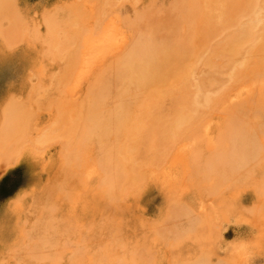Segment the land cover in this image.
I'll return each instance as SVG.
<instances>
[{"label": "bare ground", "instance_id": "obj_1", "mask_svg": "<svg viewBox=\"0 0 264 264\" xmlns=\"http://www.w3.org/2000/svg\"><path fill=\"white\" fill-rule=\"evenodd\" d=\"M156 1L146 0L144 12L134 19L139 20L128 24L134 35L123 46L120 42V53L108 61L117 44H113L118 40L116 32L105 25L102 33L108 37L100 36L97 28L102 31L104 27L100 24L102 28L93 29L97 35L84 29H88L86 36L80 29L90 16L87 12V17L80 15L85 2L82 7L75 0L55 8L44 19L45 36L33 33L27 71L17 70L21 81L31 87L27 98L38 107L57 108L59 121L55 118L54 122L72 128L73 139H78L77 151L70 152L77 153L76 167L66 164L69 154L61 156V165L69 173L63 176L62 171L61 181L74 183V176L71 182L66 179L73 175L68 165L76 168L72 172L78 183L91 186L82 212L85 218H94L103 239L94 243L97 249L89 263L70 264H239L238 255L241 258L248 249L238 254L236 243L238 247L227 250V258L216 259L214 241L221 237L223 221L226 224L225 220L233 218L239 223L245 215L252 218L258 234L252 245L260 246L264 239V0H173L167 6ZM11 2L0 0V81L5 85L16 81V70L6 61L11 55L5 51L12 43L19 45L16 37L24 33L20 26L15 31L21 14ZM15 15L19 20L13 22ZM5 20L9 29L3 32ZM221 34L225 35L222 41L216 39H222ZM95 35L102 40L96 42ZM12 36L18 42L15 46ZM101 50L105 58L100 57ZM92 62L100 67L91 70ZM66 90L76 97L74 102L67 99ZM10 104L0 113L1 165L17 155L37 161V154L23 152L21 143L29 136L23 133L26 121L30 125L35 115L27 113L32 106L21 112L17 104L15 111L7 108ZM59 124L55 128L64 131ZM21 126L22 134L18 132ZM7 142L12 146L5 149L10 146ZM61 181L57 184L62 185ZM61 185L50 192L63 190ZM51 186L46 185L42 193H50ZM128 208L136 209L150 240L145 237L129 245L122 239L119 225L123 219L120 224L117 220ZM146 212L151 219H145ZM206 231L209 234L203 236ZM211 235L215 240L209 243ZM188 240L197 245L194 257L186 247ZM175 246H180L176 261L170 256ZM242 257L240 264H246L248 258Z\"/></svg>", "mask_w": 264, "mask_h": 264}, {"label": "rangeland", "instance_id": "obj_2", "mask_svg": "<svg viewBox=\"0 0 264 264\" xmlns=\"http://www.w3.org/2000/svg\"><path fill=\"white\" fill-rule=\"evenodd\" d=\"M11 1L14 2V0H11ZM74 1L75 0H15L16 6H14L15 2L10 3L11 5L14 4L13 6L11 5L10 6L15 11L17 10L16 11L17 13L21 14V15L18 14L20 15L19 17L20 20H19L17 17L18 15L15 13L17 16L15 15L13 22L19 20L18 22H16V24L17 23L20 24L16 26L17 30L15 31H18V28L20 26L23 30L20 28L21 30L19 31H21V33L23 32L24 33L23 35L19 34V36L20 37L22 36L23 38L22 39L19 37L22 41H20L19 38L16 37L18 42H21L19 45L17 44L18 42L14 39L15 37H13L15 34H13L12 36L13 42L14 40L16 41L14 42L15 43L14 46L16 44L17 45L16 47H13L12 46L13 43H12L9 51H5L6 55H11V56L6 57V61L7 63L11 64L12 68L16 70L15 71L16 81L14 84H10V85H5L3 84L2 81H0V113L3 112L2 109L5 108L10 102H12V104H10V106L7 108H12L13 110L14 108L15 109L18 108L17 111H19L20 109L26 110L28 107L32 106L28 109L29 111L27 110L28 112L26 111L27 113L32 112L31 116L33 113H35V115L32 118L29 117L31 118L30 125H29V121H26V123H28L30 127L26 124L28 127L25 125L24 133H23V128H22L24 126H21L22 129L20 128L21 130L18 129L19 131L18 130L17 131L19 133L21 132L20 134L23 133V136H27L26 134H29V136L26 137L28 139L24 138L25 140H23V142L21 140L22 147L24 148L23 152L25 150L26 152H31L30 150H32L35 154H37V161L33 160L32 156L17 155V158L14 160H12L13 158L8 159L7 157V160L9 161L4 160L6 164L2 162L4 163L2 166L1 160H0V165H1L0 166L1 168L0 169V264H70L72 261H74L72 263H76L78 261H82V262L85 261L86 263H89L93 259V256L95 254L94 252L97 249L96 248L97 244L95 245L94 243L95 242L98 243L99 239L100 240L103 239V238H100V237H103V234L101 233V231L98 230L94 226V218H92V216L85 218L84 213L82 212L83 201H85L84 198L86 196V192L88 188L90 190L91 186L90 185L84 186V184L82 186V184L78 183L77 179L75 180V178L77 177L74 175V173H76L75 171L76 168H74V166L77 165L75 163L77 161V155H76L77 153L73 152L70 154V152L75 151V149L77 151L78 139L77 138L76 140L73 139L72 134H74V132H72L73 130L71 131L72 128L69 129V126L68 128L67 127L65 128V126L63 128L62 127L63 125L61 124V122H59L60 124L59 123L58 124L61 125L62 129H65V130L64 131L61 129L60 131L58 130L60 127L57 126L58 125L57 122L59 121L57 120L59 119V117L57 116L56 118L57 108L53 106L48 107L45 105L38 107L37 105L33 104L27 98V95L31 90V87L29 86V82L28 81L22 82L21 78L18 77L17 75L18 69H21L22 71H27V61L32 54V51L29 48V42L32 40L33 33H38L39 36H45L46 31H47V26H46V23H44L45 22L44 19H46L49 16V13L55 8L69 6L73 4ZM82 1L83 0H79V1L76 0L79 7L83 5V3L85 2V1L83 2ZM87 1L88 2H85V4L83 5V6L86 5L84 9L85 8L87 9L84 10L83 7L81 6L82 7L81 10H83L82 13L84 14L80 13V15H85L87 17L86 14L89 13L91 17L93 16L92 17L93 19H91L90 16H88L89 18L85 17L86 19H84L85 21L84 25L86 27H84L83 25V28H80V29L84 30L88 27V29H90L89 31L91 30L93 31V29L95 27L97 28V26L102 28V26L105 27L106 25L108 29L110 28V30H112L113 32H116V34L118 35L117 36L118 40L113 41L114 42L113 44L117 43L118 45L116 44V46L118 48L113 45L114 49L110 50L111 56H110V53H109V56L107 57L105 55V52L107 49H108L107 51L109 52V47L105 48L106 50L104 49L105 52H102L103 50H101L100 51L101 56L99 55L100 57L103 56V58L106 57L107 61L111 60L112 58H115L118 53H120L118 52V50L120 51L121 49V47H119L120 44L121 46H123L124 44L122 45V42H126L129 38H131L134 35V32L130 28L131 20H132V24L139 20L138 19L135 21L134 19H137L138 18L137 16L142 15V13L144 12L143 9H145L146 0H141V1L140 0H110L111 3L110 1L107 2L106 0L105 2L107 3L105 5H104L105 2L102 3L103 0H99V1L97 0L95 1V3L98 2L97 6L93 2L94 0L93 1L87 0ZM89 1H92L94 4H92ZM157 2H160L161 4L163 3L162 6H167L169 5V3H172L173 0H157L156 5H157ZM101 3L103 6L101 5ZM107 4H109L110 6L108 5L107 7L106 6ZM98 7H103V9L99 8L104 11L103 14L101 13L102 10H99ZM89 8L91 10L90 12H89ZM156 9L157 8H154V12H156ZM90 13H92L93 15ZM126 15L129 16L128 17L129 20L127 17H125ZM10 19H13V18H10ZM10 19H8V21ZM88 19L90 20L89 23H88ZM6 20L3 24L4 28L2 27L3 32H6L9 29V28L6 29V27L9 24V22L10 24L12 22L11 20L9 22ZM92 20L96 22V25L94 24V21ZM81 21L83 20L81 19ZM98 22H99V25L102 24V26L97 25ZM128 24L130 25L128 26ZM104 27L102 31H100L101 30L100 28H97L98 30L100 29L99 31L97 30L100 36L102 32L103 33L106 32L104 30L106 29V27L105 28ZM3 29H5V31ZM84 31H85V34L88 33L86 30ZM84 31L80 32L82 36H84L83 35ZM93 32L94 34L96 33V31H93ZM103 33H102V36H103ZM105 34L104 36H106ZM100 36L98 37L96 36V39H95L96 42L100 41L98 40V39H101ZM113 36L111 35V37L109 38H112ZM107 37L108 36H106V38ZM217 37L218 38L216 39L222 41L225 38V35L221 34V37H223L222 39H219L220 38L219 36ZM113 46L111 48H113ZM115 48H117V50ZM8 57L10 58L7 59ZM0 66H1V61H0ZM91 67H93L91 70L97 69L98 67H100V64L98 66L95 65ZM66 92H67L66 93L67 99L71 97L69 100H73L74 102V99H76V97L75 98L72 97L71 94L68 92V90H66ZM16 100H18L19 103L16 102ZM13 102H15L18 105L17 107V105L15 104L17 108L14 107L15 105H13L14 104ZM23 104L24 106H22ZM31 108H32V111H30ZM24 110L23 111L20 110V111L24 112ZM29 114L27 115L29 116ZM1 118L2 117L0 115V123H1ZM55 118L57 122L56 121L54 122ZM65 124L68 125L69 123L67 122ZM55 126L58 127V129L55 128ZM71 126L72 124L70 125V127ZM25 129H27V131L29 132H27ZM52 129L53 130L56 129L55 130L56 132H53ZM51 131L53 133H50ZM65 131H68L70 133L65 132ZM47 132L49 133V135L47 134ZM47 135H48V138L46 140L44 141L41 140L43 139V137H47ZM17 139L19 140L20 137ZM8 144H10V146H7L5 149L11 148L12 146L11 143L7 142V145ZM90 152H93V149ZM66 153L69 154L68 157L66 156L67 158L66 160L72 161V163H68V161H66L67 162L66 164L74 165L72 168L74 170H72L71 168H68V165H67V169L68 170L70 169L71 171L70 174L71 173L73 174L71 176L69 175V177L67 176L69 173L67 174V172L64 171L63 169V165H61L63 154H66ZM13 161L14 163H12L11 165L10 162H13ZM71 165L69 166L72 167ZM59 166H61V169L58 168ZM87 168L89 169L90 167H87ZM88 169H87V172H90L91 169L89 170ZM61 172L63 173V176H65V173L67 174L66 176L69 178L68 180V178L66 177L67 181H70V179L75 177L71 181L72 182L74 181V183H72L74 186L77 185L75 186L76 189H73L74 186H72V188L70 187L72 185L71 183L67 182L71 184L70 186L68 184V187H67L65 185L66 182L63 183V181H61L63 178ZM60 181L61 183H63L62 185L57 184ZM53 184L55 185L57 184V185L53 187L51 186ZM46 185L49 187L51 186L48 192L51 191L52 187L54 189L57 186L60 187V185H61V188L64 190V192L63 190H59L61 192L60 194V192L56 190L57 191L56 194H52L51 193L52 191H51L50 193L46 194L48 197L51 194L50 195L51 198L47 197L46 199L45 193L47 191L45 190V192L42 193ZM62 186H65V187H62ZM47 190H48V187H47ZM37 196H40V197L42 196L40 199L41 201L37 199ZM53 197L55 199H53ZM44 198L46 199L47 202L49 201L47 205L44 203L45 201ZM65 198L66 200H64ZM34 199L37 200L38 202L35 203ZM55 200L56 202L54 203L53 201ZM224 202H225V199H224ZM33 203L35 206H32ZM208 203L209 201H206V204ZM227 203L231 204L230 201L227 200L226 198L225 204ZM229 204H227V206ZM37 205H39L40 207L42 205L43 206L40 208ZM208 207H209V204H208ZM34 209H36V211ZM41 211L43 212L42 216H41L42 214ZM49 213H52L54 215L52 214H51L52 216L47 215ZM49 216H51V220L48 221V219H50ZM139 216L140 215L137 214V211L135 208H128L124 210L123 216L119 220H117L118 222L121 219H123V224H121V226L123 227L119 225V230H121L120 235L125 242H128L127 244L129 245H134L136 244V241L138 242L142 238H145V237H149L147 240H150L151 238V236L148 235L146 228L144 227L142 228V226L139 224V220H140ZM143 216L145 217V219H151L148 212H146V215H143ZM245 216L246 217L241 219L242 222H239V223L233 218L225 220L227 221L226 224L224 223V221L221 223L222 224L221 228L223 227V229L222 231L221 229H219L218 233L222 232L220 234L222 238L221 237L219 238V234L215 236L216 238H219V241L221 239L220 242L218 240L217 242L215 238L213 239L212 235L209 236L211 237L209 238L211 240V242L209 243H212V239L217 242L216 243L214 241V243L217 245V248L215 249L216 250L218 249L217 251L215 250L217 252L216 255L218 256V257L216 256V259L227 258L230 248L236 245L238 247V244H239L238 248L240 252H238V254L240 253L242 254L241 250L245 251L246 249H248L247 251L249 252V254L247 251L243 252L242 254V256L245 255L246 259L248 258L246 260V264H251V263L252 264H264L263 262L264 261V252H263L264 243H262L264 239L261 241L262 245L257 246L255 244L256 242L254 243L256 246L252 245L253 243L251 242H254L255 240H257L258 234H257L256 228L253 226V223L250 221L252 220V218H249V216L247 217V215ZM64 218H67L66 221L64 220ZM126 220H128V223L126 222ZM118 223L120 224V222ZM125 228L126 229L129 228V230H126ZM207 232L208 231H206V233L203 236H206L207 234H209ZM194 236L196 235L194 234ZM249 237L251 240L249 239ZM233 238H236V239H233ZM240 242H242L241 246H240ZM249 243L251 244V246L249 245ZM186 247H188L191 250V253H193L192 257H194L196 254L197 245L193 243V240H188L186 243ZM256 247L257 248L259 247L260 251H259V248L257 249ZM117 251L120 253L119 250ZM80 255H81V258L83 255L82 259L78 258V256ZM248 255L250 257H246ZM170 256L173 258V260L174 259L180 260V246L173 247L171 249ZM242 256L241 258H239L240 256L238 255L237 260H239V264H240V260H242L243 258ZM260 258H262L263 260Z\"/></svg>", "mask_w": 264, "mask_h": 264}]
</instances>
